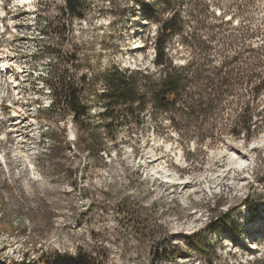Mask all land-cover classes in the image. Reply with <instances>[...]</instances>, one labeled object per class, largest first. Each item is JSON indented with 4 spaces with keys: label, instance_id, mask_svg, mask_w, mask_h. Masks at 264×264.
I'll return each mask as SVG.
<instances>
[{
    "label": "rangeland",
    "instance_id": "obj_1",
    "mask_svg": "<svg viewBox=\"0 0 264 264\" xmlns=\"http://www.w3.org/2000/svg\"><path fill=\"white\" fill-rule=\"evenodd\" d=\"M159 5L79 0V16L67 0H21V91L0 78V264H42L54 250L98 264H264V128L250 141L224 131L202 142L150 107L116 140L96 127L99 75L152 66ZM193 9L207 27L220 25L210 32L235 34L238 49L250 24L261 29L253 44L264 42V0H185L191 24ZM6 39L0 47L10 49L15 39ZM72 87L91 106L82 125L64 102ZM91 132L105 148L93 147ZM158 247L167 254L156 260Z\"/></svg>",
    "mask_w": 264,
    "mask_h": 264
},
{
    "label": "trees",
    "instance_id": "obj_2",
    "mask_svg": "<svg viewBox=\"0 0 264 264\" xmlns=\"http://www.w3.org/2000/svg\"><path fill=\"white\" fill-rule=\"evenodd\" d=\"M78 1L67 0V3L73 14L82 16L77 12ZM158 1L160 5L151 10L157 25L151 39L155 49L152 66L115 64L99 75L104 88L99 98L95 95V101L102 100L105 108L98 114L96 127H103L106 136L116 140L118 127L141 123L150 107L155 115L166 116L183 137L216 141L226 131L250 141L264 128V42L253 44L260 27L251 26L252 17L248 16L250 25L238 49L235 34L212 33L220 25L207 27L200 18V9H193L199 14L193 15L191 24L182 14L185 0ZM225 13V10L220 13L221 19ZM175 43L178 46L173 48ZM212 49L216 50L212 52ZM181 54L187 57L178 63L176 58ZM49 74L52 75L50 69ZM46 81L53 88V108L57 103L56 91L50 79ZM230 96L234 97L232 102ZM64 102L77 125L84 124L82 118L90 114L91 106L80 99L74 87L66 90ZM233 104L236 107L232 108ZM193 129L195 135L191 133ZM91 140L94 148H105L96 132H91ZM261 238L264 240V233ZM159 250V247L154 249L156 260L167 254L166 250ZM41 258L42 264H98L85 253L72 256L58 250Z\"/></svg>",
    "mask_w": 264,
    "mask_h": 264
},
{
    "label": "bare ground",
    "instance_id": "obj_3",
    "mask_svg": "<svg viewBox=\"0 0 264 264\" xmlns=\"http://www.w3.org/2000/svg\"><path fill=\"white\" fill-rule=\"evenodd\" d=\"M11 1V0H10ZM30 1V0H25ZM9 2V1H8ZM4 3V4H3ZM11 3V2H10ZM24 7V6H23ZM21 0H15L11 4H5V1L0 0V40L4 41L6 38L15 39L14 45L10 49L0 47V78L10 81V88L15 91H21ZM27 11V10H26ZM32 11V10H31ZM37 16V15H36ZM37 20V18H36ZM41 21V20H40ZM42 22V21H41ZM40 22V23H41ZM44 24L50 22L44 21ZM43 24V23H41ZM43 24V25H44ZM51 25V24H50ZM39 26V25H38ZM40 27V26H39ZM38 35H46L42 29H36ZM49 36V35H48ZM37 38V37H36ZM41 39V38H40ZM7 40V39H6ZM5 40V41H6ZM12 41V40H11ZM8 43V41H6ZM37 42V41H36ZM1 44V43H0ZM8 45V44H7ZM25 45V44H23ZM6 46V45H5ZM4 46V47H5ZM34 46V45H33ZM43 46V44L41 45ZM24 47V46H23ZM33 48V47H32ZM39 49L42 47L38 46ZM31 49V48H30ZM35 49V48H34ZM33 49V50H34ZM38 49V50H39ZM46 49V48H45ZM24 52V51H23ZM40 52V51H39ZM24 54V53H23ZM32 58V57H31ZM50 58V57H49ZM29 59V58H28ZM27 59V60H28ZM35 61V60H34ZM24 62V61H23ZM26 62V60H25ZM28 62V61H27ZM30 64V63H29ZM28 65V63H27ZM32 65V64H31ZM40 66V65H39ZM48 66V65H47ZM24 67V66H23ZM45 67V65H44ZM38 68V67H37ZM29 70V69H28ZM31 70V69H30ZM27 71V70H26ZM32 71V70H31ZM46 75L49 77V68L46 69ZM25 72V71H24ZM33 73V72H32ZM34 76V75H33ZM30 77V76H29ZM38 77V76H37ZM38 79V78H37ZM40 79V77H39ZM48 78H46L47 80ZM25 80V79H24ZM34 80V79H33ZM36 80V79H35ZM34 80V81H35ZM6 81V80H5ZM26 81V80H25ZM46 82V81H43ZM2 83V82H1ZM41 83V82H40ZM2 87V86H1ZM8 89V88H7ZM3 90V88H2ZM13 91V90H12ZM10 92V91H9ZM16 93V92H15ZM19 93V92H18ZM38 93V92H37ZM13 94V93H12ZM14 95V94H13ZM53 95V94H52ZM1 96V95H0ZM4 96V95H3ZM7 97V96H6ZM15 97V96H14ZM20 97V96H19ZM5 98V97H3ZM11 98V97H10ZM18 98V97H17ZM49 98V97H48ZM19 99V98H18ZM52 99V98H51ZM13 100V99H12ZM11 100V101H12ZM20 101V100H19ZM48 101V100H47ZM13 102V101H12ZM53 102V100H52ZM49 103V102H48ZM9 104V102H8ZM19 104V103H18ZM7 105V104H6ZM48 105V104H47ZM34 110V109H33ZM245 160H241L244 163Z\"/></svg>",
    "mask_w": 264,
    "mask_h": 264
},
{
    "label": "built area",
    "instance_id": "obj_4",
    "mask_svg": "<svg viewBox=\"0 0 264 264\" xmlns=\"http://www.w3.org/2000/svg\"><path fill=\"white\" fill-rule=\"evenodd\" d=\"M2 2H3V0H2ZM4 4V3H3Z\"/></svg>",
    "mask_w": 264,
    "mask_h": 264
}]
</instances>
